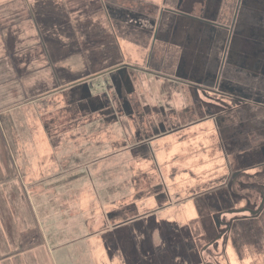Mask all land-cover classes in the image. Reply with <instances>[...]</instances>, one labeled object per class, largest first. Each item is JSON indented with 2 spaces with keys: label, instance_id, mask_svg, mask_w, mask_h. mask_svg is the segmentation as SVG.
Instances as JSON below:
<instances>
[{
  "label": "rangeland",
  "instance_id": "obj_1",
  "mask_svg": "<svg viewBox=\"0 0 264 264\" xmlns=\"http://www.w3.org/2000/svg\"><path fill=\"white\" fill-rule=\"evenodd\" d=\"M97 1L0 0V32L5 34L0 53L6 60L0 153L14 158L0 159V169L15 164L27 182V175L36 173L40 184H51L37 197L43 199L39 222L45 218L51 228L58 227L44 230L47 236L54 233V264H239L228 252L225 259L219 255L221 240L218 249L206 248L202 220L185 198L200 192L154 200L158 171L151 160L126 148L128 124L99 128L86 121L95 116L85 115V120L69 106L70 91L80 81L128 62L131 53L141 54L107 21L104 3L109 0ZM167 93L160 97L163 104ZM174 146L170 154L188 150ZM161 158L156 152L157 165ZM245 193L260 201L258 191ZM261 212L258 233L249 241L255 250L242 252L241 263H264V208ZM36 227L41 234V225ZM242 246L247 247L244 239Z\"/></svg>",
  "mask_w": 264,
  "mask_h": 264
},
{
  "label": "flooded vegetation",
  "instance_id": "obj_2",
  "mask_svg": "<svg viewBox=\"0 0 264 264\" xmlns=\"http://www.w3.org/2000/svg\"><path fill=\"white\" fill-rule=\"evenodd\" d=\"M104 5L112 28L141 54L80 81L69 106L81 118L95 116L84 119L99 128L129 125L126 148L158 171L156 202L183 191L201 193L185 198L202 220L206 248L218 249L221 240L224 259L226 252L253 253L249 241L264 208V0ZM175 144L188 150L170 154ZM246 189L258 191L260 201Z\"/></svg>",
  "mask_w": 264,
  "mask_h": 264
},
{
  "label": "crops",
  "instance_id": "obj_3",
  "mask_svg": "<svg viewBox=\"0 0 264 264\" xmlns=\"http://www.w3.org/2000/svg\"><path fill=\"white\" fill-rule=\"evenodd\" d=\"M1 39H5V34L2 32H0ZM5 61L0 53L1 95L6 92L4 85ZM0 159L14 161L13 155L9 152L7 154L0 153ZM11 166L12 168L0 169V264H54L53 248L55 246L52 245L53 239H51L54 233L47 236L44 230L56 231L58 227L51 228L52 223L45 218L43 222H39V209L42 208L43 199L37 197V192L48 190L51 184L46 186L40 184L36 173L27 175V178L31 180L27 182L22 171L15 164ZM163 208H166V205H163L161 209ZM158 211L154 214L156 215ZM39 224L42 229L41 234H38V227H36ZM57 235L58 238H63V229L59 230ZM39 242L44 245L36 248L35 246ZM231 252L233 253V251ZM263 254L264 252L260 255ZM234 256L237 257L239 264H245L240 262L242 258L238 255Z\"/></svg>",
  "mask_w": 264,
  "mask_h": 264
},
{
  "label": "trees",
  "instance_id": "obj_4",
  "mask_svg": "<svg viewBox=\"0 0 264 264\" xmlns=\"http://www.w3.org/2000/svg\"><path fill=\"white\" fill-rule=\"evenodd\" d=\"M256 224V223H255ZM253 225V224H252ZM255 226V233H258V230L256 229V225H254ZM264 250V249H263ZM262 256H264V254L262 255ZM263 261H264V258L262 259Z\"/></svg>",
  "mask_w": 264,
  "mask_h": 264
}]
</instances>
